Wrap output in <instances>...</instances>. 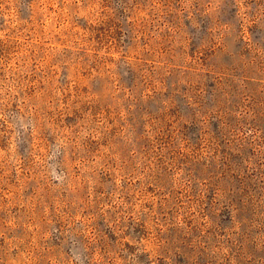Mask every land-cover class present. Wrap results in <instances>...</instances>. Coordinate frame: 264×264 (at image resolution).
I'll return each instance as SVG.
<instances>
[{
	"label": "rangeland",
	"instance_id": "374dc122",
	"mask_svg": "<svg viewBox=\"0 0 264 264\" xmlns=\"http://www.w3.org/2000/svg\"><path fill=\"white\" fill-rule=\"evenodd\" d=\"M0 264H264V0H0Z\"/></svg>",
	"mask_w": 264,
	"mask_h": 264
}]
</instances>
